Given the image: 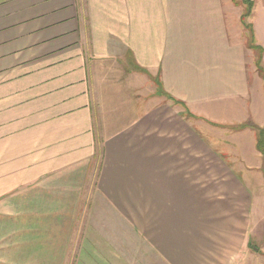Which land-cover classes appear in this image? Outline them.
Listing matches in <instances>:
<instances>
[{"label":"crops","instance_id":"1","mask_svg":"<svg viewBox=\"0 0 264 264\" xmlns=\"http://www.w3.org/2000/svg\"><path fill=\"white\" fill-rule=\"evenodd\" d=\"M223 2L0 0V264H261L264 20Z\"/></svg>","mask_w":264,"mask_h":264},{"label":"rangeland","instance_id":"2","mask_svg":"<svg viewBox=\"0 0 264 264\" xmlns=\"http://www.w3.org/2000/svg\"><path fill=\"white\" fill-rule=\"evenodd\" d=\"M224 5L223 9L225 11V16H226V20L228 18V21L230 23H232L233 27H235V31L241 28H243L245 26V33H247V35H245V39L247 40V42H249L248 45H258V40L256 38V34L254 33V37H255V41L252 38L251 34L254 29V27L252 26V22H254L253 18H258L260 17L261 20H264L263 14L261 9L259 8H255L251 11V16L249 17H244L243 15L246 13L247 9L249 8V4L245 3L244 0H227V5L225 4V2H223ZM244 10V11H243ZM242 15V16H241ZM241 19H242V23H241ZM252 25H251V24ZM244 25V26H243ZM262 27H264V23L262 24ZM250 33V35H249ZM249 36L251 37V40L249 38ZM255 43V44H254ZM261 48V47H260ZM260 52V59H262L261 53L263 51H259ZM256 54V51H255ZM256 129V128H255ZM262 129H258L257 133L260 136V131ZM260 139V137H259ZM7 166L5 163H3L0 168L1 169H5ZM260 204H259V211L257 213L259 223L258 225L256 224L255 227L253 228V231H251V235H253V237H255L256 239H253L252 241L254 242V244H256V246L259 248L260 252L263 253L261 254L260 257V261L261 264H264V183H263V188H262V192L260 195ZM251 242V241H250Z\"/></svg>","mask_w":264,"mask_h":264},{"label":"trees","instance_id":"3","mask_svg":"<svg viewBox=\"0 0 264 264\" xmlns=\"http://www.w3.org/2000/svg\"><path fill=\"white\" fill-rule=\"evenodd\" d=\"M245 3H247L248 1L247 0H244ZM250 5L249 9L246 11V13L243 15L244 17H248L251 13V10H252V5L251 3H247ZM260 139H259V148L261 151L264 152V129H262L260 131Z\"/></svg>","mask_w":264,"mask_h":264}]
</instances>
